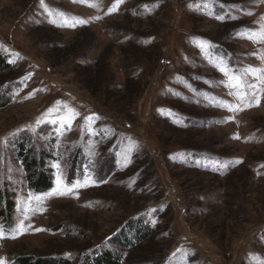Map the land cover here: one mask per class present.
Returning a JSON list of instances; mask_svg holds the SVG:
<instances>
[{"label": "rangeland", "instance_id": "374dc122", "mask_svg": "<svg viewBox=\"0 0 264 264\" xmlns=\"http://www.w3.org/2000/svg\"><path fill=\"white\" fill-rule=\"evenodd\" d=\"M206 1L0 0L5 264H82L136 220L153 233L114 247L123 264H264V94L231 111L220 83L224 65L264 67L247 35L264 31V0ZM20 145L50 189L29 186Z\"/></svg>", "mask_w": 264, "mask_h": 264}, {"label": "trees", "instance_id": "16d2710c", "mask_svg": "<svg viewBox=\"0 0 264 264\" xmlns=\"http://www.w3.org/2000/svg\"><path fill=\"white\" fill-rule=\"evenodd\" d=\"M206 2H210L208 5H212L214 2L221 3V1L218 0H207ZM229 21V20H228ZM227 22V21H225ZM88 30L85 28L81 30L78 35H82L83 33H86ZM58 49L59 52L62 51L66 54V57L69 55H72V52H69L70 45H66L61 48H55ZM11 63L6 61V58L3 59V56L0 54V67L1 69H8L11 67ZM6 75L0 76V83L7 80L9 77H5ZM32 148L25 150L23 149V146L20 145L19 153L20 155H23V163L26 169L29 171L28 179H29V186L31 188H34L36 191H43L50 189L53 186V181L51 179L50 173L47 171L48 167L46 166V169L43 168V165L41 162L33 160V159H25V156H29ZM70 180V179H69ZM5 199L7 204V207L1 210V215L10 217V214L12 212V209L14 207V203L11 201H8L7 203V196L5 191H0V204H2V201ZM139 221L136 220L135 224L132 226H128L129 231L124 232L123 235L119 238L116 237L115 239H112L114 236L111 234L107 236V240L104 241L105 245L100 244V246L93 247L91 249V253L85 254L83 257V263L82 264H123V252L121 250H115L114 247L118 246H125L129 249L134 248L137 244L143 242L146 240L145 237H147L150 234L153 233V230H149L152 227V224L149 222V226H145L143 223H139ZM139 225H143L144 230L142 232V228L139 227ZM59 229H64V226H58ZM57 227V228H58ZM56 228V229H57ZM58 230V229H57ZM155 232V231H154ZM123 243V244H122ZM93 244V243H92ZM92 244L89 242L84 247H90ZM122 244V245H120ZM20 261H18L17 264H73V257H64V256H55V257H48V258H38V259H32L30 256L26 257H20ZM78 259V258H77Z\"/></svg>", "mask_w": 264, "mask_h": 264}, {"label": "snow or ice", "instance_id": "6c2138e0", "mask_svg": "<svg viewBox=\"0 0 264 264\" xmlns=\"http://www.w3.org/2000/svg\"><path fill=\"white\" fill-rule=\"evenodd\" d=\"M81 2H85V0H81ZM121 2L122 0H116V4L109 11L110 12L116 11ZM220 18L223 19V17ZM77 22L87 23L88 21L79 20V21H74L70 24H68V21H65V23L68 24V26H72V27H75ZM247 35L248 38L250 39L264 40V31L261 32L249 31ZM201 46L203 47V45ZM220 70L224 72L225 75L228 76L227 81H221L220 83L225 84L229 89H233V91H230L229 94L235 96L239 101V103H229L227 101H222L221 106L227 107L231 111H243L246 108L259 106L261 94H264V67L248 66L243 70H238L239 74L229 71L226 65L222 66ZM249 75L255 77L257 83H249L247 79ZM55 194L64 195L65 193L57 189ZM17 230L23 231L22 222ZM2 235H3V229L0 228V237H2ZM0 264H5V262L3 260H0Z\"/></svg>", "mask_w": 264, "mask_h": 264}]
</instances>
